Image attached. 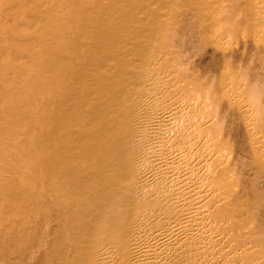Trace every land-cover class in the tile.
<instances>
[{
	"label": "bare ground",
	"instance_id": "6f19581e",
	"mask_svg": "<svg viewBox=\"0 0 264 264\" xmlns=\"http://www.w3.org/2000/svg\"><path fill=\"white\" fill-rule=\"evenodd\" d=\"M0 264H264V0H0Z\"/></svg>",
	"mask_w": 264,
	"mask_h": 264
},
{
	"label": "rangeland",
	"instance_id": "374dc122",
	"mask_svg": "<svg viewBox=\"0 0 264 264\" xmlns=\"http://www.w3.org/2000/svg\"><path fill=\"white\" fill-rule=\"evenodd\" d=\"M211 46H209V49H210V51H211V48H210ZM210 51H209V53H210ZM205 56H207V53H203V57H205ZM34 262V261H33Z\"/></svg>",
	"mask_w": 264,
	"mask_h": 264
}]
</instances>
